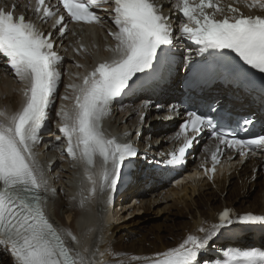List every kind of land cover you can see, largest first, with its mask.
Returning a JSON list of instances; mask_svg holds the SVG:
<instances>
[{"label":"snow or ice","instance_id":"6c2138e0","mask_svg":"<svg viewBox=\"0 0 264 264\" xmlns=\"http://www.w3.org/2000/svg\"><path fill=\"white\" fill-rule=\"evenodd\" d=\"M104 4L111 5L115 31L108 34L116 41V55L111 61L99 63L79 86H68L75 92L74 106L71 111L61 108L57 116L61 117L59 131L67 141V153L84 165L91 185L89 194H106L108 203H112L111 194L117 190L124 168L138 163L140 153L131 143L107 137L102 122L116 98L171 72L177 39L195 45L194 55L189 48L183 57L186 83L190 86L223 80L247 87L253 84L252 70L264 75V14L245 15L232 4L225 9L219 0H176L173 7L186 21L180 23L178 37L171 17L162 13V6L155 0H103V4L99 0H58L55 5L35 0L34 12L42 21L56 17L53 31L47 33L25 15L17 17L16 5L10 10L0 8V58L25 85L19 110L11 114L0 112V245L10 252L14 264H93L65 242L46 216L45 194L49 189L33 149L41 142L39 133L61 82L62 57L54 49L55 32L63 37L68 19L76 23L102 22L91 8L101 9ZM248 7L264 10V0H253ZM255 91L264 99V82ZM174 109L170 106V110ZM186 117L177 133V139H183L182 146L178 154H169L170 159L164 161L167 164L181 163L196 137L205 130H210L218 142L212 153L214 163L225 149L238 152L242 158L264 151V129L245 138L235 129H226L207 112L186 111ZM255 123L249 116L238 126L249 133ZM97 159L100 168L94 172ZM205 171H214V167ZM236 223L264 224V215H237L225 208L218 213L217 223L205 226L206 222H201L199 235L188 234L178 246L151 258L132 259H142L143 264H199L200 252L214 242L222 229ZM71 239L76 241L75 236ZM225 256L227 259L215 264H264V251L255 249L229 250Z\"/></svg>","mask_w":264,"mask_h":264},{"label":"bare ground","instance_id":"6f19581e","mask_svg":"<svg viewBox=\"0 0 264 264\" xmlns=\"http://www.w3.org/2000/svg\"><path fill=\"white\" fill-rule=\"evenodd\" d=\"M193 2L198 3L199 0ZM155 3L162 6V11L171 17L178 37L180 23L186 21L173 7L176 0H155ZM219 4L226 9L229 3L219 0ZM235 7L244 14L249 12L251 15L256 11L264 14V10L258 7L249 8L244 4ZM15 9L19 7L16 5ZM101 18L102 22L92 27H74L63 37L55 35L56 51L62 56L59 70L61 73H69L71 77V82L62 80L59 84L64 94L56 97L57 112L61 108L70 111L66 100L60 97L68 96L72 90L68 86L74 85L72 81L75 72L102 55L105 56L103 60H106L114 53L116 41L108 34L110 30H115L111 23L110 7L101 13ZM41 25L48 29L47 23ZM176 44L181 49L187 47L181 39H177ZM186 50L188 53L189 49ZM23 88V83L9 71L6 62L0 59V112L11 114L19 110ZM154 108L151 100L110 108L102 122L104 134L109 138H130L135 130H139L142 135L145 133L148 136V152H153L156 141H159L156 150H166L171 144L169 139L172 134L164 137L160 133H154L160 126L156 123H152L147 130H142L143 124L153 121L156 112ZM143 112L145 116L141 119ZM61 122V117L53 113L52 107L39 133L41 142L33 149L35 160L49 189L45 194V213L65 242L93 264H99L100 261H107L108 264H142V259L133 260L132 257L151 258L157 252L178 246L188 234L199 235L197 228L201 222L205 221V226L212 224L213 212L221 206H229L246 214L264 215V176L259 173L256 174L259 177L255 176L252 180L251 168L247 171L249 164L237 168L236 159L229 162L227 168H223H230V172L220 173L219 178L212 176L210 181L193 175L180 180L183 182L176 186L163 187L158 191L152 189L150 184L149 190H144L146 179L131 174L127 186L121 191L117 188L111 194L112 203H108L107 195L99 191L90 195L91 185L85 177L84 165L78 158L74 159L67 153V141L59 131ZM57 137L60 139L57 140ZM251 163L258 166L261 161L252 160ZM187 165L194 169V161H188ZM99 168L100 164L96 163L93 171L96 172ZM235 178L238 179L237 183L234 182ZM250 190L252 197L248 196ZM223 207L220 210H224ZM148 213L153 214L152 218L158 219L165 215V221L146 228L145 225L142 226V219H136V214ZM168 221L171 223H165ZM69 233L76 237L75 242ZM118 233L120 234L116 237ZM85 249L88 251L85 252ZM101 252L105 253L103 257ZM0 264H14V258L3 245H0Z\"/></svg>","mask_w":264,"mask_h":264},{"label":"rangeland","instance_id":"374dc122","mask_svg":"<svg viewBox=\"0 0 264 264\" xmlns=\"http://www.w3.org/2000/svg\"><path fill=\"white\" fill-rule=\"evenodd\" d=\"M235 183L237 182V180H235L234 181ZM248 196H250V197H252V194H251V190L250 191H248ZM254 194V193H253ZM256 194V193H255ZM153 214H151V213H148V214H136V219H142L143 220V225L142 226H146V228H148V227H153V226H156V224L157 223H163L164 221H165V215L162 217V218H160V219H158V218H152L153 216H152ZM175 216V215H174ZM174 216H173V219H174ZM165 223H168V224H170L171 223V221H168V222H165ZM119 234L120 233H118L117 235H116V237H118L119 236ZM125 235H127V233L125 232L124 233ZM124 235V236H125ZM129 239H130V236L128 237Z\"/></svg>","mask_w":264,"mask_h":264}]
</instances>
